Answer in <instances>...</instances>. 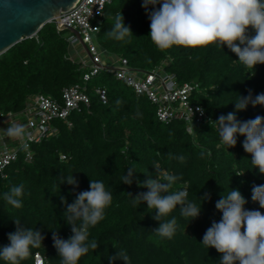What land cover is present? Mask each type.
I'll return each instance as SVG.
<instances>
[{
	"label": "trees",
	"instance_id": "16d2710c",
	"mask_svg": "<svg viewBox=\"0 0 264 264\" xmlns=\"http://www.w3.org/2000/svg\"><path fill=\"white\" fill-rule=\"evenodd\" d=\"M118 12L133 33L122 41L106 35ZM99 29L94 43L100 57H108L106 65L116 66L126 60L133 73L161 70L171 74L178 85L197 84L198 91L191 100L203 107L207 119L194 125L193 133L188 134L183 121L158 122L156 108L147 98L137 96L112 73L101 70L85 81L89 70L76 60L77 46L67 41L70 32H58L55 24H46L35 37L0 56V115L20 114L29 99L39 95L61 103L63 91L74 86L87 95L89 105L71 113L67 121H53L56 132L30 145V159L19 151L17 159L3 170L0 246L9 244L8 233L16 230L13 220L19 219L22 226L37 229L45 237L43 245L32 249L21 264H34L36 254L44 264H59L52 231L62 239L72 235L64 220L61 197L73 203L77 193L89 190L92 178L103 181L113 200L103 219L88 229L89 241L95 239L99 248L90 250L79 264H109L108 257L117 251L126 252L128 264H218L221 254L202 244L206 230L222 217L216 202L225 191L239 189L247 200L245 209L264 213L251 199L253 185H264V174L252 168L251 155L242 147L245 137L238 135L237 145L228 148L221 142L217 125L210 121L234 112L238 95L248 96L249 90L253 97L264 93V64L249 69L227 46L223 50L215 45L196 50L175 46L158 50L148 36L150 20L142 0H110ZM249 34L254 35V31L249 29ZM99 88L106 90V104L96 95ZM236 115L240 121L264 117V106L249 105ZM181 156L183 160L178 159ZM129 167L136 172L131 185L122 183ZM62 173L73 174L78 187L59 183ZM166 174L178 177L170 192L187 190L188 200L198 205L197 197L211 193L210 201L202 204L199 218L190 222L191 218L180 215L179 205L163 218L177 219L171 239L154 231L159 226L153 219L155 209H148L146 202L134 206L128 194L148 191L136 182L147 179L146 175L165 182ZM20 184L24 185L22 207L15 208L6 203L3 193ZM0 264L6 262L0 260ZM114 264L124 262L117 260Z\"/></svg>",
	"mask_w": 264,
	"mask_h": 264
},
{
	"label": "clouds",
	"instance_id": "9594fccd",
	"mask_svg": "<svg viewBox=\"0 0 264 264\" xmlns=\"http://www.w3.org/2000/svg\"><path fill=\"white\" fill-rule=\"evenodd\" d=\"M142 7L150 20L148 36L158 50L165 51L174 46L196 50L213 45L223 50L227 46L238 61L249 69L255 70L256 65L264 64V0H142ZM249 29L254 31V35L249 34ZM94 30L100 29L97 27ZM106 35L121 41L133 36L130 27L124 23L122 12L115 15L111 30ZM249 105L253 108L264 106V93L253 97L249 90L248 96L238 95L235 111L220 115L210 124L214 122L217 125L221 142L228 148L237 145L238 135L245 137L242 147L251 155L252 168L264 174V117L257 115L253 119L240 121L236 115ZM197 111L203 114V109ZM3 134L7 138L23 141L27 132L24 125L12 123L3 129ZM21 147L27 150L29 145L25 142ZM178 159L183 160V156ZM135 173V169L129 167L122 177V183L131 185ZM146 176L148 178L144 181L136 182L148 191L135 196L128 194L134 206L139 207L146 202L148 209H155L153 219L159 222V226L154 231L160 237L171 239L174 235L177 219L163 218L168 217L178 205L180 215L191 218V222L201 215L202 204L211 199V193L205 192L202 197H197L200 201L198 205L188 200L187 190L170 192L172 184L178 179L174 174H166L163 178L165 182ZM58 180L61 184L78 187L73 174L65 176L62 173ZM23 194L24 185L20 184L4 192L3 199L7 204L21 208L20 197ZM251 199L264 209V185H253ZM112 200V193L103 181L92 178L89 190L77 193L73 203L69 204L65 197H61V203L65 205L64 220L71 227L72 235L62 239L57 231H52L59 264H79L90 250L99 248L95 239L89 241L88 229L103 219L105 209ZM246 203L239 189H230L215 204L222 217L219 222L213 221L206 230L202 244L221 254L218 264H264V213L245 209ZM77 221L80 223L77 224ZM13 222L16 230L8 233L9 244L0 246V260L6 264H21L31 255L32 249L43 245L45 237L37 229L22 226L19 219ZM108 260L109 264L117 260L128 264L129 257L125 251H117Z\"/></svg>",
	"mask_w": 264,
	"mask_h": 264
},
{
	"label": "built area",
	"instance_id": "2783aa9c",
	"mask_svg": "<svg viewBox=\"0 0 264 264\" xmlns=\"http://www.w3.org/2000/svg\"><path fill=\"white\" fill-rule=\"evenodd\" d=\"M109 3L110 0H78L72 8L60 13L58 19L51 22L55 24L58 32L65 31L60 28L63 26L76 31L80 36L81 43L70 32L71 36L67 41L72 47L78 45L86 47V50L83 48L82 50L83 54L89 57V62L80 58L89 70L84 80L88 81L101 70L112 73L117 81L132 89L137 96L144 95L147 98L156 108L155 115L158 122L166 124L173 120L183 121L186 132L192 134L194 125L207 119L203 107L191 100L198 91L197 84L178 85L171 74L161 70L147 74L133 73L128 69L126 60H120L115 68L102 62L93 36L98 32L94 28H99L103 12ZM96 95L102 104H106L105 89H97ZM88 105L87 95L81 88L74 86L63 91L61 103L39 95L30 98L20 114L0 115V130L1 126L6 124L19 123L26 127L27 132L23 141L14 139L12 143L0 132V175L3 176V170L17 159L19 151L25 152L26 160L30 159V145L40 143L56 132L51 126L53 121H67L71 113L80 112ZM197 109H203V114ZM18 117H21V120H17ZM25 142L29 145L27 150L21 147ZM61 159L64 160L65 157L61 156ZM34 264H44L40 255H35Z\"/></svg>",
	"mask_w": 264,
	"mask_h": 264
},
{
	"label": "water",
	"instance_id": "95a60500",
	"mask_svg": "<svg viewBox=\"0 0 264 264\" xmlns=\"http://www.w3.org/2000/svg\"><path fill=\"white\" fill-rule=\"evenodd\" d=\"M78 0H0V56L23 40L31 39L46 25L57 20ZM71 32L80 42V36ZM81 43V42H80ZM86 50V47L82 45Z\"/></svg>",
	"mask_w": 264,
	"mask_h": 264
},
{
	"label": "rangeland",
	"instance_id": "374dc122",
	"mask_svg": "<svg viewBox=\"0 0 264 264\" xmlns=\"http://www.w3.org/2000/svg\"><path fill=\"white\" fill-rule=\"evenodd\" d=\"M93 41H94V36H93ZM76 50H78V54L75 55L76 60L82 59V60H85L86 62H89V57L86 54H83V50H82V47L80 45L77 46ZM107 59H108L107 56L105 57L103 54H101V60L104 64H109ZM110 66H112V65H110ZM116 66H117V64H116ZM112 67L115 68V66H112ZM17 120H21V117H18Z\"/></svg>",
	"mask_w": 264,
	"mask_h": 264
},
{
	"label": "crops",
	"instance_id": "0c3cea01",
	"mask_svg": "<svg viewBox=\"0 0 264 264\" xmlns=\"http://www.w3.org/2000/svg\"><path fill=\"white\" fill-rule=\"evenodd\" d=\"M8 126H9V124L4 125V126H1V130H0V132L3 134V129H6ZM3 135H4V134H3ZM9 142H10V143L14 142V139L9 138Z\"/></svg>",
	"mask_w": 264,
	"mask_h": 264
}]
</instances>
